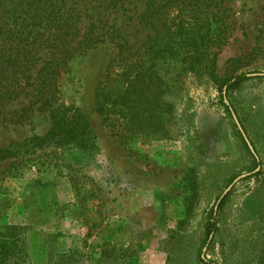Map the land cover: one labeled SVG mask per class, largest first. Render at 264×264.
<instances>
[{"label":"rangeland","instance_id":"rangeland-1","mask_svg":"<svg viewBox=\"0 0 264 264\" xmlns=\"http://www.w3.org/2000/svg\"><path fill=\"white\" fill-rule=\"evenodd\" d=\"M139 1L105 11L78 2V26L92 14L136 47L148 33L137 19ZM215 1L228 26L209 49L217 50L214 74L264 73V0ZM194 46L160 65L165 105L158 130L128 144L94 112L93 88L112 51L106 34L57 70L51 97L38 102L24 87L2 101L0 151L43 136L55 113L80 116L93 137L86 147L34 148L23 155L54 152L58 164L0 180V225L23 227L31 264H199L201 253L217 264H264V79H248L228 99L252 141L253 163L212 82L191 69L198 66ZM200 49L204 55V44ZM13 159L21 157L0 159V171ZM245 172L227 190L217 233L203 245L209 209Z\"/></svg>","mask_w":264,"mask_h":264},{"label":"trees","instance_id":"trees-1","mask_svg":"<svg viewBox=\"0 0 264 264\" xmlns=\"http://www.w3.org/2000/svg\"><path fill=\"white\" fill-rule=\"evenodd\" d=\"M78 2H85L89 10L105 11L131 0H0V108L3 100L16 97L24 87L34 91L38 102L51 97L57 70L99 42L104 34L110 38L112 51L95 82L93 106L100 123L122 144H128L135 136L144 137L158 130L157 122L165 105L160 97V65L168 63L167 59L171 60L178 50L190 44L195 43L192 52L198 53V68L191 63V69H198L201 75L209 78L217 93V103L228 116L230 109L237 115L228 100L229 94L248 79H264V74L259 72H238L222 77L214 74L217 50L209 49L221 44L228 26L224 9L215 0H140L137 19L148 33L136 47H132L110 23L97 20L92 14L84 15L91 20L80 28ZM203 44L204 55L199 53L204 52L200 49ZM53 117L52 126L43 136L11 142L0 151V159L21 157L11 160L0 171V180L19 176L30 168L39 171L58 164L54 152L36 157L23 155L34 148L48 144L86 147L91 142L92 145L93 137L80 116L55 113ZM236 118L246 135L240 116ZM236 133L239 134L238 130ZM248 140L254 151L252 141ZM241 141L252 162L257 163L255 151L253 155L242 138ZM68 180L72 182L71 177ZM227 195L228 191L221 197L218 195L215 208L207 213L203 223L202 244L205 246L217 233V214ZM197 260L199 264H217L204 255H199ZM0 264H31L22 226L0 225Z\"/></svg>","mask_w":264,"mask_h":264},{"label":"water","instance_id":"water-1","mask_svg":"<svg viewBox=\"0 0 264 264\" xmlns=\"http://www.w3.org/2000/svg\"><path fill=\"white\" fill-rule=\"evenodd\" d=\"M258 74H264V73H263V72H259ZM230 116H231V119L233 120V122H234V124H235L237 130L239 131V133H240V135H241V137H242L244 143L246 144L248 150L254 155V151H253V149H252V146L250 145L248 138L246 137L245 133L243 132V130H242V128H241V126H240V124H239V122H238V120H237L235 114L233 113V111H232L231 109H230ZM258 168H259V167L256 166V167L253 169V171L257 170ZM247 174H248L247 172H245V173H240L239 175H237L236 177H234V179H233V180H232V181H231V182L225 187V189L222 191V193L219 195V197H221L224 193H226V191L231 187V185H232L233 183H235L238 179H240V178L246 176ZM213 208H215V205L213 206ZM200 256L202 257L203 254L201 253Z\"/></svg>","mask_w":264,"mask_h":264}]
</instances>
